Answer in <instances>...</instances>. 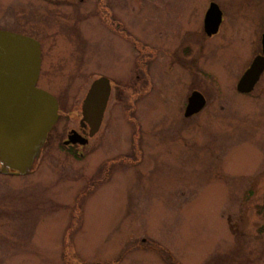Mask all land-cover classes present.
<instances>
[{"label":"rangeland","instance_id":"374dc122","mask_svg":"<svg viewBox=\"0 0 264 264\" xmlns=\"http://www.w3.org/2000/svg\"><path fill=\"white\" fill-rule=\"evenodd\" d=\"M127 1L132 42L164 60L143 96V56L98 22L93 0H0V29L39 40L37 86L62 112L30 173H0V264H264V72L251 93L235 87L264 0H219L239 34L211 40L198 28L208 0ZM189 22L192 56L180 53ZM99 76L114 83L99 130L65 148ZM192 89L207 104L185 118Z\"/></svg>","mask_w":264,"mask_h":264},{"label":"water","instance_id":"95a60500","mask_svg":"<svg viewBox=\"0 0 264 264\" xmlns=\"http://www.w3.org/2000/svg\"><path fill=\"white\" fill-rule=\"evenodd\" d=\"M211 11V10H210ZM208 11V13L210 12ZM220 22L214 19L208 30L215 32ZM40 47L35 39L0 30V164L1 172L30 173L45 143L48 132L58 119V103L49 92L36 86L40 73ZM264 71V38L262 55L256 56L237 82L240 93L254 89ZM111 92L110 81L100 77L92 82L82 105L83 120L89 125V136L101 125ZM204 97L194 91L188 98L185 116L199 112ZM65 143L79 141L76 135ZM84 143V142H81Z\"/></svg>","mask_w":264,"mask_h":264},{"label":"flooded vegetation","instance_id":"af4514ba","mask_svg":"<svg viewBox=\"0 0 264 264\" xmlns=\"http://www.w3.org/2000/svg\"><path fill=\"white\" fill-rule=\"evenodd\" d=\"M58 1L63 2L67 6H72L73 3H74V0H58ZM87 1H89V0H78L79 3H87ZM129 5H130V2L128 3L127 0H93V5L92 6L99 8V12L98 13H100V17H98V22L102 23L106 28L110 26V28H109L110 30H108V32H110L112 34H117L119 36V38L121 40L125 41V43L128 44V46H130V47L132 46V43H133L134 48L137 49L140 52V54L143 56V62H142V64H143V72H142L143 80L141 79V83H142L143 86L147 85V87H148L146 89H144V87L141 89L142 91L140 92V94L143 96V94L147 95L148 91L149 90L151 91L154 88V86L151 84V80L147 79L149 77V75L146 72V70L148 71V67L149 68L152 67L151 68V73L152 74L153 73L154 74L158 73V70H157V68H155L154 65H155V63L158 64L157 62L160 61L159 59H157L158 55H159V50L157 49L156 45H152L153 42H149V40L148 41L142 40V44L138 43L139 45H137L136 43L132 42V37H131V34L129 33L130 31H129V28L127 27V23L125 21L126 18H127V14H129ZM205 5H206V7L204 9L203 19H202L200 27H198V28L200 29L201 34L205 37L206 40H211V39H214L216 37H223L221 35H224V34L226 35V33L228 35L229 34V29L231 27H239L240 26V25L238 26L237 24L235 26H233V24H232V26L227 24V22H226L227 20L225 19V11H224V9H222L224 7H223L222 3L219 0H208L207 4H205ZM208 11H210V12L208 13ZM217 16H219L220 22H219V24L217 26L216 31L215 32L209 31L208 28L213 26L214 19ZM191 24L192 23L189 22V25H187L188 26L187 33H186L185 37H183V38L187 39L188 43H187V45H185V44L182 45V47L180 48V53L183 52L184 54H187L188 56L194 55L195 48L193 46L194 45V40H193L194 38L193 37L195 36V33L198 31V28L195 31V27L192 26ZM256 27L257 28H263V30H264V23H262L260 26H255L254 29H256ZM182 29L184 30L185 27L183 28L182 26H180V31H183ZM233 34L237 35V34H239V31L238 30H233L232 33L230 35H228L227 37L234 38ZM180 36H181L180 34L177 36L176 42H180V43L185 42V41H182L183 39L181 41H178V38ZM249 36L251 37V35H249ZM249 36L247 38H249ZM31 37H33V36H31ZM33 38H35V37H33ZM229 38L227 40H229ZM263 38H264V31H261V33H260V44H259V47H258V51L254 54L253 58L255 56H258V55L262 54V51H263ZM35 39H37V38H35ZM239 39H240L239 43L241 44L243 42V38L240 37ZM249 42L251 43V45L249 47V49H250V48H252L253 41L249 40ZM40 49H41V55H42L43 49H42L41 44H40ZM148 52H152L153 55L150 56ZM166 54H168V53H166ZM174 54L175 53L170 55V57L168 58L169 61H171L172 64H174V58H173ZM253 58H252V60H253ZM252 60H251V62H252ZM162 62L161 63L159 62V63L162 64ZM251 62L249 63V65L251 64ZM249 65H248V67H249ZM168 68H171V66H168ZM262 74H261V76H262ZM193 75H194V73H193ZM261 76H260V78H261ZM38 81H39V79H38ZM112 82L113 81L111 80V86L114 87V83H112ZM123 87H124L125 90H127V89L128 90H132V88H134V86H131V83L124 84ZM153 90H155V89H153ZM153 90H152V92H153ZM194 91H198L199 93H201L202 96L205 99V106L207 104V98L205 97V95L201 91H199L197 89H192L191 92L187 95L186 103L183 106V115H184L185 118H190L191 117V116H185V111H186L188 98L191 95V93L194 92ZM239 94H241V93H239ZM84 99H85V97H84ZM84 99L82 100L80 110L77 112L78 126L77 127L68 128L66 130L65 138H63V140L60 143L65 148H70V149L77 148V149H80L81 146L82 147L83 146H88L89 142L91 140L90 138H92V137H89V130H90L89 125L83 120L82 105H83ZM59 106H60V102H59ZM205 106H204V108H205ZM60 111L61 110L59 109V114H60ZM132 111H133V109H131L130 112H132ZM195 115L196 114H194L192 116H195ZM59 117H60V115H59ZM72 132L75 133L76 139L78 138L79 141L80 142H84V144L83 143L80 144V142H76V143L70 142L69 144L64 145L65 142L69 140V136L73 135ZM48 137H49V134L47 136V139H46V142H45V145H44L43 149L46 147V145L48 143Z\"/></svg>","mask_w":264,"mask_h":264}]
</instances>
